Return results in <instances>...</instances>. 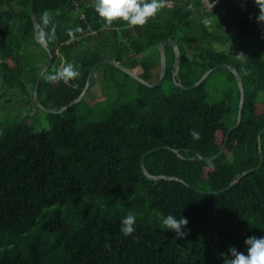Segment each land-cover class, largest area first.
Listing matches in <instances>:
<instances>
[{"label": "trees", "instance_id": "16d2710c", "mask_svg": "<svg viewBox=\"0 0 264 264\" xmlns=\"http://www.w3.org/2000/svg\"><path fill=\"white\" fill-rule=\"evenodd\" d=\"M31 2L0 0V96L20 94L37 107L34 88L50 54L37 40ZM203 6V0H166L144 26H130L107 24L94 0H35L38 20L48 10L55 25V39L47 43L54 64L38 93L43 105L60 110L77 99L91 67L104 59L156 82L157 47L173 40L185 85L216 66H235L244 86L243 121L220 159L199 160L220 153L238 123L241 91L235 74L225 69L182 89L174 82L176 54L169 45L160 86L104 64L80 102L47 112L49 129L35 133L27 114L8 124L0 120V264H224L230 247L246 254L247 237H264V163L244 175L261 162L264 22L238 11L222 17L216 8L204 20L198 13ZM238 48L242 54L250 50L240 61L233 54ZM67 62L76 65L77 79H45ZM216 74L222 76L210 80ZM97 77L104 91L90 104L87 95ZM164 146L180 156L161 149L147 158V168L153 176L182 182L153 181L145 174L143 156ZM262 151L264 156V135ZM235 181L222 193L200 191ZM129 213L136 216L135 232L124 236L121 222ZM169 214L187 218L184 238L163 225Z\"/></svg>", "mask_w": 264, "mask_h": 264}, {"label": "clouds", "instance_id": "9594fccd", "mask_svg": "<svg viewBox=\"0 0 264 264\" xmlns=\"http://www.w3.org/2000/svg\"><path fill=\"white\" fill-rule=\"evenodd\" d=\"M166 0H94L95 12L107 24L111 25L115 21H124L130 26H144L150 18H153L165 6ZM211 9L215 6L210 3ZM260 9L257 20L264 22V0H256ZM193 7L188 5V9ZM38 39L41 44H47L55 39V25L52 22L51 13L45 10L36 24ZM77 29L76 31H78ZM69 35H73L69 31ZM237 57H244L243 54ZM80 73L76 65L72 62L62 64L55 72L47 74L45 79L48 82L69 83L79 77ZM194 139H199L200 134L196 131L190 133ZM136 216L129 213L121 222L120 231L124 236H129L135 232ZM163 225L174 231L177 238H184L187 233L184 228L188 224L185 217L179 219L175 215L169 214L162 221ZM247 253L238 250L235 246L228 249L229 256L224 258V264H264V237L249 236L244 241ZM107 246V245H106Z\"/></svg>", "mask_w": 264, "mask_h": 264}, {"label": "water", "instance_id": "95a60500", "mask_svg": "<svg viewBox=\"0 0 264 264\" xmlns=\"http://www.w3.org/2000/svg\"><path fill=\"white\" fill-rule=\"evenodd\" d=\"M31 15L32 18L34 20L35 26L37 24L38 18H37V14L35 11V0H32L31 2ZM37 40L38 39V34H37ZM40 42V41H39ZM43 47L49 52L50 54V62L49 64L46 66V68L43 70V72L40 74L37 83H36V87L34 88V94H33V101L34 103L42 108L43 110H45L46 112H63L69 108H71L72 106H74L75 104H77L78 102H80L83 99V96L86 94V92L88 91V88L90 86V82H91V78L92 75L94 73V71L96 70L97 67L104 65V64H111V65H115L119 68H121L122 70H124L125 72L129 73L130 75H132L133 77H135L136 79L140 80L141 82L151 86V87H157L160 86V84L162 83V81L164 80L166 74H167V56H166V51H165V46L169 45L173 48V50L175 51L176 54V59H175V71L173 74V78H174V82L179 85L182 89L184 90H189V89H193L195 87H198L204 80H206L212 73H214L215 71H218L220 69H225V70H230L232 71L236 78H237V83L239 86V89L241 91V99H240V110H239V118H238V123L231 128L230 132L228 133L225 143L220 151V153L217 156L214 157H209V158H205V157H200L199 160L203 161V162H214L218 159H220L224 153L226 152L227 146H228V142L230 140L231 134L233 133V131L237 128L240 127L242 121H243V106H244V101H245V93H244V86H243V82H242V78L238 72V70L235 68L234 65H230V64H223V65H219L216 66L212 69H210L209 71H207L197 82L191 84V85H185L180 81L179 78V69H180V64H181V51L179 46L177 45L176 42H174L173 40H167V41H163L158 45V50L161 54V67H160V74L158 76V80L156 82H151L148 81L147 79L143 78L139 73H137L136 71H134L133 69H131L130 67L122 64L121 62L114 60V59H104L101 60L99 62H97L96 64H94L89 72L88 78H87V82H86V86L85 89L83 90L82 94L75 100H73L72 102H70L69 104L65 105L63 108H61L60 110H56V109H52L49 108L45 105H43L41 103V101L38 98V93H39V87H40V83L41 80L43 78V76L45 75V73H47L50 68L52 67V65L54 64V54L53 52L49 49V47L47 46V44H42ZM264 135V130H262L259 135H258V142H259V153H260V165L250 169L249 171H246L244 173V175L256 172L258 170L261 169L263 163H264V156H263V151H262V137ZM161 149H166V150H170L174 153H176L178 156H180V152L178 150H175L173 148H170L168 146H164L161 148H157V149H153L151 151H149L148 153H146L143 158H142V167L143 170L145 172V174L153 181H160V180H177V181H181L180 179H177L175 177H170V176H166V175H160V176H153L151 175V173L149 172L148 168H147V158L152 155L153 153L161 150ZM237 181L233 182L229 187L223 188V189H219V190H209V191H205V190H200L201 192H208V193H222L223 191L227 190L228 188L232 187Z\"/></svg>", "mask_w": 264, "mask_h": 264}, {"label": "rangeland", "instance_id": "374dc122", "mask_svg": "<svg viewBox=\"0 0 264 264\" xmlns=\"http://www.w3.org/2000/svg\"><path fill=\"white\" fill-rule=\"evenodd\" d=\"M204 6L198 12L201 19L207 20L206 15L210 14L212 10H215L219 16L225 17L231 16L234 12L238 11V14H248L251 17H258L260 14V9L256 4V0H203ZM210 3H214V7L211 9ZM232 19V17H230ZM236 26L233 27L235 31ZM252 46V43H249ZM229 47V46H228ZM249 49V48H248ZM231 52L234 51L232 47H229ZM250 50H246L243 52L244 57L239 58L238 55L242 54L240 49L238 48L236 52L235 58L237 61L244 59ZM219 74H216L210 78L217 79ZM219 76H222L221 74ZM132 84V81H129ZM135 85V83L133 84ZM104 91L103 86L101 85L100 77H97V82H94L92 88L90 89L87 98L90 104L98 102ZM0 120L5 123H11L14 121L16 117H25L27 114V120L30 127L33 128L35 133H39L43 130L49 129L47 112L40 107H36L33 102L29 101L28 97H24L20 94H3L0 96ZM257 116L259 118L264 117V106H260L257 112ZM31 137H27V140H31Z\"/></svg>", "mask_w": 264, "mask_h": 264}]
</instances>
